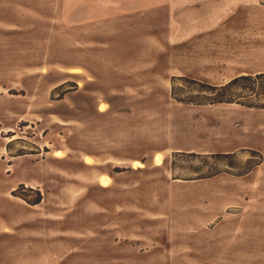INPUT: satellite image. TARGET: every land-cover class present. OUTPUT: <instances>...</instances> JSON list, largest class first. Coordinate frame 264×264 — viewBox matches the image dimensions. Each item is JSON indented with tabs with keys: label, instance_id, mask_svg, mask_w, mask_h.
Here are the masks:
<instances>
[{
	"label": "rangeland",
	"instance_id": "rangeland-1",
	"mask_svg": "<svg viewBox=\"0 0 264 264\" xmlns=\"http://www.w3.org/2000/svg\"><path fill=\"white\" fill-rule=\"evenodd\" d=\"M260 73L264 0H0V264H264Z\"/></svg>",
	"mask_w": 264,
	"mask_h": 264
},
{
	"label": "trees",
	"instance_id": "trees-1",
	"mask_svg": "<svg viewBox=\"0 0 264 264\" xmlns=\"http://www.w3.org/2000/svg\"><path fill=\"white\" fill-rule=\"evenodd\" d=\"M264 79V73L257 74L255 76H238L230 80L224 85H202L205 90L208 91V98L212 103L217 102H237L246 106H256L255 103H252L249 100H242L237 89L242 90L243 92H251L256 95L264 93V84L261 83Z\"/></svg>",
	"mask_w": 264,
	"mask_h": 264
},
{
	"label": "bare ground",
	"instance_id": "bare-ground-1",
	"mask_svg": "<svg viewBox=\"0 0 264 264\" xmlns=\"http://www.w3.org/2000/svg\"><path fill=\"white\" fill-rule=\"evenodd\" d=\"M72 71H75L76 73H79L80 70L79 69H73ZM105 110V105L104 104H101L100 105V111H104ZM55 156L56 157H62V154L61 152L57 151L55 153ZM155 161L157 164H160L162 162V155L160 153L156 154L155 155ZM92 162V158L87 156L86 157V163H91ZM133 166L134 167H141L142 166V163L139 161V160H135L133 162ZM111 180V177L106 175V174H102L100 177H99V182L102 186H108L109 182Z\"/></svg>",
	"mask_w": 264,
	"mask_h": 264
}]
</instances>
